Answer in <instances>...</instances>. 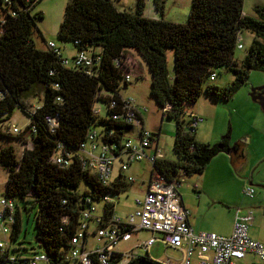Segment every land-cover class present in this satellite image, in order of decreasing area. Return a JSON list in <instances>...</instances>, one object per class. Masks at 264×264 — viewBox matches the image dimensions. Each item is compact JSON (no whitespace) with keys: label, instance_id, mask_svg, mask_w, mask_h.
<instances>
[{"label":"trees","instance_id":"1","mask_svg":"<svg viewBox=\"0 0 264 264\" xmlns=\"http://www.w3.org/2000/svg\"><path fill=\"white\" fill-rule=\"evenodd\" d=\"M36 4L35 0H0V139L28 145V136L32 145L21 156L12 145L0 148V167L8 174L2 196L16 206L10 247L0 249V264H30L38 255L35 249L32 256H25L12 247L23 227L20 203L24 212L33 213L41 254L51 264H68L82 213L92 203H104L105 197H119L131 185L121 175L105 186L80 160L82 146L94 133L104 145L115 148L116 155L136 133V127L125 119L127 101L121 91L129 84L124 83L127 72L115 65L117 59L125 57L133 71L137 65L127 52L134 50L145 59L152 76L150 99L164 118L176 121L174 153L178 161L164 159L153 169V175L158 173L168 182L178 181L181 172L187 177L203 174L221 152L232 160L245 159L241 144L231 148L228 137L214 146L197 141V125L191 116L184 118L186 106H194L203 94L229 102L249 81L251 71L264 72V6L255 8V18L247 17L244 0H193L186 24L145 17V0L138 1L134 12L120 11L112 0H72L66 6L58 38L61 43H71L77 52L99 54L101 62L91 70L64 66L63 55L50 51L48 43L47 49L36 46L34 35L44 19L42 12H34ZM155 6L163 14L159 0ZM245 32L254 41L239 62L237 39ZM169 50L174 54L172 77ZM220 68L232 72V84L219 87L209 83ZM29 99L37 102L35 107L28 106ZM97 104L105 110H97ZM16 110L30 120L17 137L6 127ZM152 136L155 142L158 135ZM59 152L72 160L69 165L53 162ZM115 216V204L106 202L102 227ZM124 258L114 252L108 264H121ZM129 264L162 263L147 254L136 256Z\"/></svg>","mask_w":264,"mask_h":264},{"label":"rangeland","instance_id":"2","mask_svg":"<svg viewBox=\"0 0 264 264\" xmlns=\"http://www.w3.org/2000/svg\"><path fill=\"white\" fill-rule=\"evenodd\" d=\"M120 11H136L139 0H112ZM193 0H159L162 6V12L157 11L155 0H145V17L153 20H165L166 22L175 24H186L190 16V10ZM34 12H42L44 19L37 25L38 32L34 35V42L40 49H47L46 43L55 41L63 50L65 56L75 51L71 43H61L58 38L60 26L64 20V13L68 3L63 0H37ZM264 6V0H244L243 14L247 17L255 18V8ZM157 17L156 19H154ZM243 50H236V59L242 61L247 55L254 36L245 32L242 34ZM132 54L138 62L140 71H132V81L128 87H123L121 94L124 99L134 101L136 104L145 106L148 109L150 120L147 129L153 134H160L159 149L167 161H178L174 153V143L176 134V121L169 120L167 117L162 122L163 112L156 106V103L150 99V90L152 76L145 59L132 50ZM133 58V57H132ZM134 59V58H133ZM134 59V60H135ZM135 60V61H136ZM168 70L171 77L174 74V54L172 51H167ZM215 80L209 83L219 87H225L234 81V75L228 68H220L215 71ZM264 86V72L251 71L249 81L243 85L233 96L229 102L215 101L212 98L203 94L194 106H186L187 115L184 116L188 120V115L195 114L204 119V124L197 129L196 139L200 143L211 144L212 146L221 144L226 137L231 140V147L239 144L245 137L251 138L252 143L247 148L242 145L245 153V162L236 164L231 160V156L226 152L217 154L207 166L205 172L201 175L187 177L184 173H180L178 182V191L185 198L194 203L201 204V212L209 220V226H217L218 231H227L229 222L235 218L236 207L244 213L252 211L255 215L263 216L260 220H256L254 225L250 224L249 232L254 228L260 232L262 241H264V200H259V192L264 193V112L261 106L254 102L250 96L251 90ZM28 106H36L37 102L29 99ZM97 110L104 106L97 104ZM170 109V107H167ZM33 109V108H31ZM167 110V109H166ZM165 112V111H164ZM30 124L28 117L23 115L20 110H16L12 119L6 127H10V132L16 137L18 134L12 132V127L16 126L19 130L24 131ZM143 128V127H142ZM137 131V130H136ZM136 136V133L134 137ZM248 136V137H247ZM28 145H24L19 141H8L0 139V148L5 145H12L19 156L22 155L25 149H31V141L27 136L25 139ZM157 143V138L153 142V148ZM154 150V149H152ZM143 163V162H142ZM147 161L144 165L141 163L135 164L133 170L136 172V182L128 186L125 192H122L119 197L113 198L112 203L116 206V216L125 220L136 209L137 199H143L145 193V184L150 182L151 173H153L152 164ZM146 166V167H145ZM115 168H120V162L115 164ZM116 173V172H115ZM129 172L126 173L128 176ZM251 176L255 179L252 185L255 194L253 198H248L243 194L245 184H249ZM8 174L0 167V196L6 191ZM144 182V183H143ZM235 203L236 205H231ZM105 203H96L99 213H103ZM22 214L23 227L18 239L12 243V247L20 249L23 255L32 256L31 251L35 249L36 253H42L36 241V232L34 230L33 213L27 214L23 211L24 205L19 204ZM28 221V222H27ZM92 227L89 237L88 249L103 247V242L100 243L95 237ZM151 234L141 231L133 235V239L129 242H120L116 251L124 257L130 252H137L142 256H146L147 252L141 249H136L140 243L147 241ZM6 237L0 230V240H5ZM179 253L172 249H167L162 244L158 243L151 248L150 256L152 260L157 262H166L169 258L176 259ZM247 263L256 262L257 258L248 256L245 260ZM68 264H75L70 262Z\"/></svg>","mask_w":264,"mask_h":264},{"label":"built area","instance_id":"3","mask_svg":"<svg viewBox=\"0 0 264 264\" xmlns=\"http://www.w3.org/2000/svg\"><path fill=\"white\" fill-rule=\"evenodd\" d=\"M50 51L58 56L62 55L61 48L54 42L47 44ZM242 33L238 35L237 49L243 50ZM101 62V56L92 52H78L74 59H64V66L72 69H93ZM118 69L126 71L124 83L132 81L133 64L125 57L117 59ZM215 74L211 81L215 80ZM125 100V99H124ZM127 101L125 119L128 124L136 127V136L124 143V149L115 154L113 147L104 145L97 133L89 136V140L82 146L80 160L84 169L99 177L105 186H110L114 180L115 164L120 162L121 173L128 172L134 163L148 161L153 168L158 161L164 160L162 151L157 147L154 153L153 136L143 129L141 116L148 112L134 101ZM167 108L166 111H168ZM195 125L204 122V119L190 115ZM120 117L116 116L115 119ZM51 125L56 121L47 118ZM12 132L21 134L22 130L13 126ZM56 155L53 162L57 165H69L72 160H66L63 155ZM69 159L71 157L68 156ZM122 174H120L121 176ZM128 183H134L133 178L124 177ZM178 181L168 182L158 173L152 175L148 193L143 200H136L137 209L125 220L115 216L111 223L104 224L103 214L98 212L95 203L82 213V219L75 236L72 239V250L68 255L75 264H108L109 257L116 251L120 242H129L133 235L145 231L151 237L140 243L136 249L148 252L155 244H162L167 249L180 251L183 255L178 264H264V242L250 236V224L255 220L254 213H244L239 208L235 211L233 232L230 236H221L211 232H196L189 222L190 211L183 205L178 191ZM243 194L253 198L255 191L250 184L243 188ZM112 198L105 197L104 203L112 202ZM16 223V206L12 199L0 196V230L10 237ZM105 225V224H104ZM94 227L95 238L103 247L89 250L87 245L90 231ZM10 240H0V249L7 250ZM138 256L137 252H130L121 264L129 262ZM248 256L257 258L256 262L247 263ZM30 264H51L46 254L37 255Z\"/></svg>","mask_w":264,"mask_h":264},{"label":"crops","instance_id":"4","mask_svg":"<svg viewBox=\"0 0 264 264\" xmlns=\"http://www.w3.org/2000/svg\"><path fill=\"white\" fill-rule=\"evenodd\" d=\"M35 1H37V0H35ZM70 1H72V0H63V2H65V3H69ZM157 17H155L154 19H156ZM50 42H54V43H56L55 41H50ZM49 42V43H50ZM47 44V43H46ZM60 47V46H59ZM61 48V47H60ZM61 50H62V48H61ZM132 50H130V51H128L127 52V54H128V56H130V57H133L134 59H135V57H134V55L132 54V52H131ZM77 51L75 50V51H73V52H71V53H69V55L68 56H65L64 55V53H63V50H62V55H63V58L64 59H74L76 56H77ZM139 54V53H138ZM136 60V59H135ZM136 62V65H137V67H136V69H134V71L135 70H138V71H140V67H139V65H138V62H137V60L135 61ZM126 100V99H125ZM138 106H140V107H145V106H143V105H140V104H138ZM195 115V114H194ZM195 116H197V117H200V116H198V115H195ZM150 117H151V115H149V113H144L142 116H141V118H142V120L144 121V129L145 130H148L147 129V125H148V122H149V120H150ZM164 121V115H163V117H162V122ZM203 124H204V122H203ZM202 125H200V124H198L197 125V129L198 128H200ZM148 131H150V130H148ZM154 131L155 130H153V132H151V133H154ZM156 132V131H155ZM160 132H159V135H158V137H157V143H156V145H155V148H152V149H154V150H150V152L151 153H154L155 151H156V149H157V147L159 148V143H160V139H159V137H160ZM248 137V136H247ZM231 142V140H229V143ZM251 143H252V140H251V138H244L239 144H241V146L242 145H244V147L245 148H247L248 149V147L251 145ZM237 144V143H236ZM235 144V145H236ZM230 146H231V143H230ZM231 148H233V146L231 147ZM231 160H232V158H231ZM233 162H236L237 164H240L241 162L242 163H244L245 162V159H238V158H235L234 160H232ZM144 162H146V161H143V163L142 162H139V163H141L142 165H144ZM147 163L148 164H150L148 161H147ZM135 164H137V163H134V164H132L131 166H130V168H129V170H128V172H129V174H128V176H126V173H128V172H126L125 174H123V173H121V164H120V168H118V169H116V168H114V180H116V179H118V178H120V174H122V175H124V177H128V178H133L135 181H134V183H128V184H135V182H136V179H135V176L137 175L136 174V172H135V170H133V167L135 166ZM147 164V165H148ZM146 167V166H145ZM116 172V173H115ZM152 175H153V173H151V178H150V182H151V179H152ZM150 182L148 183V184H145V193H144V196H143V199L145 198V196H146V194L148 193V190H149V185H150ZM248 182H250V184L251 185H253L254 183H255V179L253 178V176H251V178H250V180H248ZM144 183V182H143ZM246 185V184H245ZM259 187H261V188H264V186L262 185V186H259ZM179 194H180V192H179ZM180 196H181V198H182V203H183V205L190 211V217H189V222H190V224H191V226L194 228V230L196 231V232H211V233H216V234H218V235H221V236H230L231 234H232V232H233V226H234V221H235V218L233 219V220H231L230 222H229V228H228V230L227 231H218V228H217V226H209V220L204 216V215H202V212H201V204H198V203H194V202H190V201H188L186 198H185V196L184 195H181L180 194ZM142 198L141 199H137V200H143ZM259 200H264V193L261 191V192H259ZM231 205H236L235 203H232ZM236 209H238L237 207H236ZM236 209H235V211H236ZM235 213V212H234ZM263 213H264V209H263ZM103 214V213H102ZM260 218H263V216H260V214L259 215H255V220L251 223V225L253 226L254 225V223L256 222V220H260ZM262 220V219H261ZM260 220V221H261ZM93 233H94V230H93ZM250 236L253 238V239H255V240H258V241H261V242H264V241H262V238H261V236H260V232H257L254 228L251 230V233H250ZM95 237V236H94ZM89 246V241H88V245H87V247ZM139 246V245H138ZM164 246V245H163ZM102 247V246H101ZM98 248H100V247H98ZM137 248V247H136ZM153 248V247H152ZM93 249H96V248H91V249H89V250H93ZM150 251H151V249L147 252V254L149 255V257L151 258V259H153V257H151L150 256ZM175 251V250H174ZM115 252H117V251H115ZM180 255H179V257L178 258H176V259H172V258H169L168 260H166V262H163L162 264H178L180 261H181V259H182V257H183V255H182V253L180 252V251H177ZM138 256H142L141 254H138ZM159 263H161V262H159Z\"/></svg>","mask_w":264,"mask_h":264},{"label":"water","instance_id":"5","mask_svg":"<svg viewBox=\"0 0 264 264\" xmlns=\"http://www.w3.org/2000/svg\"><path fill=\"white\" fill-rule=\"evenodd\" d=\"M250 96L254 102L261 106L264 112V86L252 89Z\"/></svg>","mask_w":264,"mask_h":264}]
</instances>
